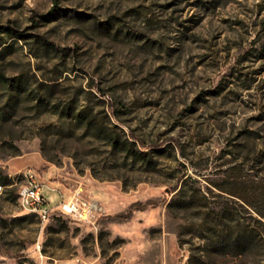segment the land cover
Instances as JSON below:
<instances>
[{
  "label": "rangeland",
  "instance_id": "374dc122",
  "mask_svg": "<svg viewBox=\"0 0 264 264\" xmlns=\"http://www.w3.org/2000/svg\"><path fill=\"white\" fill-rule=\"evenodd\" d=\"M0 264H264V0H0Z\"/></svg>",
  "mask_w": 264,
  "mask_h": 264
},
{
  "label": "built area",
  "instance_id": "2783aa9c",
  "mask_svg": "<svg viewBox=\"0 0 264 264\" xmlns=\"http://www.w3.org/2000/svg\"><path fill=\"white\" fill-rule=\"evenodd\" d=\"M20 177V203L24 208L36 212L42 222L65 217L80 224L97 226L101 218L108 215L106 208L99 201L82 198L77 192L70 198L54 201L49 196L47 185L32 168L22 170Z\"/></svg>",
  "mask_w": 264,
  "mask_h": 264
}]
</instances>
